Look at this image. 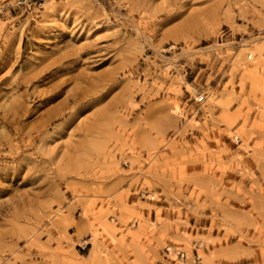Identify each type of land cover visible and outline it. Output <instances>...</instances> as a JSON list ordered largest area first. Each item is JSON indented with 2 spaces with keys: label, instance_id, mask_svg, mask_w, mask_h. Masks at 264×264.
Here are the masks:
<instances>
[{
  "label": "rangeland",
  "instance_id": "obj_1",
  "mask_svg": "<svg viewBox=\"0 0 264 264\" xmlns=\"http://www.w3.org/2000/svg\"><path fill=\"white\" fill-rule=\"evenodd\" d=\"M0 264H264V0H0Z\"/></svg>",
  "mask_w": 264,
  "mask_h": 264
},
{
  "label": "built area",
  "instance_id": "obj_2",
  "mask_svg": "<svg viewBox=\"0 0 264 264\" xmlns=\"http://www.w3.org/2000/svg\"><path fill=\"white\" fill-rule=\"evenodd\" d=\"M179 253V252H178ZM180 256H183V254L182 253H180Z\"/></svg>",
  "mask_w": 264,
  "mask_h": 264
}]
</instances>
